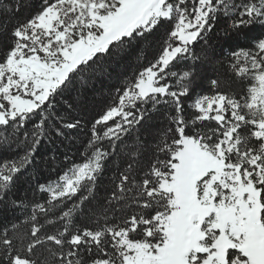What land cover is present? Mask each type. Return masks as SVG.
Returning <instances> with one entry per match:
<instances>
[{
  "label": "snow or ice",
  "instance_id": "1",
  "mask_svg": "<svg viewBox=\"0 0 264 264\" xmlns=\"http://www.w3.org/2000/svg\"><path fill=\"white\" fill-rule=\"evenodd\" d=\"M22 6L0 0V204L27 208L10 197L18 176L53 132L82 126L57 111L77 82L149 37L155 52L93 119L81 161L37 185L47 195L29 230L0 231V264H264V0H41L20 20ZM222 22L245 42L231 52L240 89L212 78L211 94L193 96L194 46ZM161 105L156 143L126 144ZM121 153L130 160L97 204L106 162ZM39 248L50 260L34 258Z\"/></svg>",
  "mask_w": 264,
  "mask_h": 264
},
{
  "label": "trees",
  "instance_id": "2",
  "mask_svg": "<svg viewBox=\"0 0 264 264\" xmlns=\"http://www.w3.org/2000/svg\"><path fill=\"white\" fill-rule=\"evenodd\" d=\"M40 3L41 0H24V6L21 7L17 19L28 18L39 8ZM3 18V15L0 14V19ZM225 26L223 22L217 25L214 32L210 33V38L206 45L201 42L194 46L195 53L201 59L195 62L197 75L192 86L193 96L205 93L211 94L209 92V81L212 78H219L222 81L221 88L223 90H227L226 85H230L237 91L240 89L238 83H233V81H239V78L234 76L231 69V52L237 45H243L245 42L242 37L237 39L232 33L228 34L233 37L229 39L223 31ZM258 30L259 26L254 31ZM154 52L153 38L149 37L147 42L134 44L123 52L106 58L100 71L87 77L86 83L77 82L74 90L65 94L58 105V113L66 115L69 120H81L82 126L77 129H65L64 136H57L53 132L50 140L42 141L37 149L33 164L18 176L10 194L12 200L17 202L24 200L28 207L22 208L13 206L10 203L0 204V231L7 228L11 235L13 225H16L17 231L21 234L29 230L30 225L26 223V218L31 215L32 203L34 201L44 203L47 195L40 192L37 189V185L58 180L68 164L73 161H81L80 153L84 151V145L89 139V129L92 126L93 119L113 102L116 96V89L121 87L124 80L131 77L134 71L141 68L147 60L152 59ZM192 63L191 60L181 61L173 70L177 72L186 70ZM65 100L67 104L63 103ZM187 103L186 101V108ZM68 104H71L72 108H68ZM159 108L158 112L150 113V119L142 122L143 127L137 126V131H133L130 136L124 137L126 144L135 145L137 137H139L140 143L145 146L156 143V138L152 133L167 124V119L164 115L166 109L163 105L159 106ZM125 151H134V147ZM17 152L22 154V149H18ZM65 156L69 157V159L66 160ZM129 160L130 157L128 155L121 153L119 156L111 157L106 162L105 170L97 189L98 199L95 203L100 205L105 203L104 197L110 192L111 178L113 175L118 178L120 171L127 166ZM64 210L67 209L65 208ZM59 215V209H54L47 217L41 214V222L46 219L55 220ZM76 221L77 223H84L79 215L76 217ZM57 226L48 225L47 230L50 232L55 231ZM89 226L94 225L89 224ZM27 242V239H25L24 243L26 244ZM15 243L19 245L20 241L16 240ZM34 258L38 259V262L50 260L49 254L44 248H39Z\"/></svg>",
  "mask_w": 264,
  "mask_h": 264
}]
</instances>
